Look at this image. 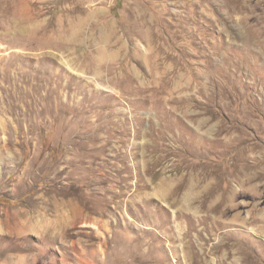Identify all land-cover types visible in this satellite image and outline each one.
Instances as JSON below:
<instances>
[{
    "label": "rangeland",
    "instance_id": "374dc122",
    "mask_svg": "<svg viewBox=\"0 0 264 264\" xmlns=\"http://www.w3.org/2000/svg\"><path fill=\"white\" fill-rule=\"evenodd\" d=\"M0 264H264V0H0Z\"/></svg>",
    "mask_w": 264,
    "mask_h": 264
},
{
    "label": "bare ground",
    "instance_id": "6f19581e",
    "mask_svg": "<svg viewBox=\"0 0 264 264\" xmlns=\"http://www.w3.org/2000/svg\"><path fill=\"white\" fill-rule=\"evenodd\" d=\"M104 53V52H103ZM100 55H101V52H100ZM97 56V55H96ZM97 58V57H96ZM100 58V57H99ZM99 60V59H98ZM101 60V59H100ZM98 63H99V61H98ZM98 66V65H97ZM70 205V204H69ZM70 209H71V211L74 213V212H76L77 211V207L76 206H74V205H70ZM65 213V212H64ZM68 215V214H67ZM66 215V216H67ZM61 217V216H60ZM61 219V218H60ZM62 219H63V217H62ZM57 221V220H56ZM53 234V233H52ZM44 235V234H43ZM19 263V262H18Z\"/></svg>",
    "mask_w": 264,
    "mask_h": 264
}]
</instances>
